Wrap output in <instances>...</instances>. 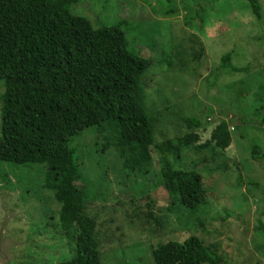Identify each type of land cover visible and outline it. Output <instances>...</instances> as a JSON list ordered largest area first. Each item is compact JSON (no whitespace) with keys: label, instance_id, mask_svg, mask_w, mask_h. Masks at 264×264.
Returning a JSON list of instances; mask_svg holds the SVG:
<instances>
[{"label":"rangeland","instance_id":"obj_1","mask_svg":"<svg viewBox=\"0 0 264 264\" xmlns=\"http://www.w3.org/2000/svg\"><path fill=\"white\" fill-rule=\"evenodd\" d=\"M258 4V19L245 0H76L70 7L93 28L125 21L129 51L149 62L141 78L153 138L149 161L133 162L136 147L121 153L105 126L73 141L76 186L85 191L81 202L94 222L99 264H153L157 243L189 236L211 246L219 264H264V0ZM200 7L202 22L192 15ZM226 52L247 71L215 79ZM219 122L230 138L223 150L206 143ZM190 131L198 141L178 157L155 149ZM253 143L263 154L259 162L250 158ZM163 160L176 173L198 175L204 200L194 211L163 185ZM45 171L0 161V264H60L71 257ZM148 203L154 219L146 216Z\"/></svg>","mask_w":264,"mask_h":264},{"label":"trees","instance_id":"obj_2","mask_svg":"<svg viewBox=\"0 0 264 264\" xmlns=\"http://www.w3.org/2000/svg\"><path fill=\"white\" fill-rule=\"evenodd\" d=\"M245 1L258 19V0ZM75 3L0 0V161L46 167L44 185L60 203V227L72 244L70 259L60 264H99L94 222L81 202L85 191L76 186L73 141L87 128L105 126L121 153L136 147L139 153L133 162L149 161L153 138L141 82L149 62L129 51L125 21L93 28L83 16L70 12ZM202 9L192 13L200 22ZM246 71L232 65L226 52L213 76ZM185 122L198 126L196 118ZM197 141V133L190 131L175 141L155 144V149L178 157L182 148ZM229 142L224 122L211 129L206 141L220 150ZM249 153L256 162L263 157L256 143ZM160 177L178 205L194 211L202 204L198 175L176 173L163 160ZM146 216L154 219L150 203ZM150 255L153 264H219L217 252L195 236L157 243Z\"/></svg>","mask_w":264,"mask_h":264}]
</instances>
